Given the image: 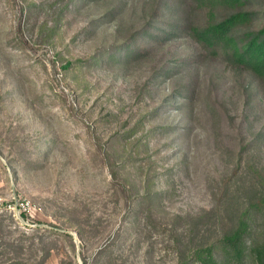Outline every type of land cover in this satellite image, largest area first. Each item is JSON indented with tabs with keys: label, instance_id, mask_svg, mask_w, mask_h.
<instances>
[{
	"label": "rangeland",
	"instance_id": "obj_1",
	"mask_svg": "<svg viewBox=\"0 0 264 264\" xmlns=\"http://www.w3.org/2000/svg\"><path fill=\"white\" fill-rule=\"evenodd\" d=\"M78 2L0 0V264H182L231 228L224 183L257 209L254 264L264 88L191 31L232 9Z\"/></svg>",
	"mask_w": 264,
	"mask_h": 264
},
{
	"label": "trees",
	"instance_id": "obj_2",
	"mask_svg": "<svg viewBox=\"0 0 264 264\" xmlns=\"http://www.w3.org/2000/svg\"><path fill=\"white\" fill-rule=\"evenodd\" d=\"M74 1V0H73ZM87 0H79L84 5ZM251 0H214L210 9L217 7L232 9L229 16L216 18L206 26L192 28L193 36L203 50L214 55L222 52L224 58L235 67L242 68L264 88V27L254 29L256 13L244 11ZM214 12V11H213ZM247 27V30H246ZM258 28V26H257ZM154 38V36H149ZM147 49L138 50L136 58L141 57ZM134 54L128 53L132 57ZM71 63L64 67L69 69ZM218 205L231 211V228L213 242L200 243L190 250H182L180 263L186 264H245L247 255L245 243L253 233V224L257 218V209L246 208L230 190L229 183H224ZM258 207V203H256ZM262 242L250 250L254 264H264V235ZM12 251L20 250L19 246L10 244ZM17 254V253H16ZM8 264H27L12 258Z\"/></svg>",
	"mask_w": 264,
	"mask_h": 264
}]
</instances>
